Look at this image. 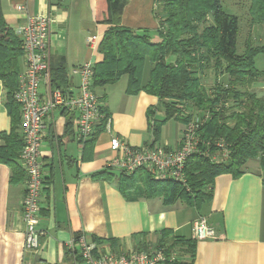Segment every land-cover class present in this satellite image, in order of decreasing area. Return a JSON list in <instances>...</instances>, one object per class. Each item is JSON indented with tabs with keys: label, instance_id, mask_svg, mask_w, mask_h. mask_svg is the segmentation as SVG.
Segmentation results:
<instances>
[{
	"label": "crops",
	"instance_id": "0c3cea01",
	"mask_svg": "<svg viewBox=\"0 0 264 264\" xmlns=\"http://www.w3.org/2000/svg\"><path fill=\"white\" fill-rule=\"evenodd\" d=\"M0 3L12 29L25 22L28 15L43 14L50 18L51 59L64 58L70 90L76 89L79 80L78 74L72 72L74 67L85 61L94 65L102 60L97 45L93 48L86 42L89 34L100 40L107 28L96 21V10L102 0H0ZM18 5L24 8L17 9ZM154 8L155 0H128L121 24L154 32L157 27ZM126 85L124 74L114 83L93 86L101 106L109 113L110 131L104 125L93 140L88 139L82 145L75 139L74 112L55 108L45 119L41 145L45 185L38 222L44 232L36 253L23 250L21 199L25 177L20 183H10V167L0 162V264H83L68 246L77 234H83L98 247H110L117 252L173 245L181 264H264V185L258 163L248 161L237 177L230 173L217 175L211 199L200 208L181 199L166 204L159 195L146 197L140 189L119 187V172L106 167L115 155L110 149V138L115 134L133 147L151 142L147 111L159 103L156 96L144 91L127 94ZM40 89L45 90L43 84ZM5 101L0 81V132H7L11 125ZM157 115L162 119L164 112L155 109ZM173 120L174 125L168 120L161 127L160 139L155 143L170 148L179 145L184 123ZM97 173L100 175L94 176ZM198 215L206 216L217 229V238L192 236L191 221ZM164 230L170 233L164 236ZM176 236L190 239L193 247L174 244Z\"/></svg>",
	"mask_w": 264,
	"mask_h": 264
},
{
	"label": "trees",
	"instance_id": "16d2710c",
	"mask_svg": "<svg viewBox=\"0 0 264 264\" xmlns=\"http://www.w3.org/2000/svg\"><path fill=\"white\" fill-rule=\"evenodd\" d=\"M249 1L250 23L264 22V0ZM127 3L128 0H102V5L98 4L96 21L107 28L97 44L102 60L93 65V86L114 83L125 74L127 94L144 91L156 96L164 117L155 118L157 106L147 111L153 141L158 139L167 120L186 123L194 111L208 112L209 117L199 129L200 137L223 138L230 153L222 162H212L194 153L185 164V183L155 180L147 170L138 169L131 174L119 173V187L140 189L146 197L159 195L166 204L181 199L200 208L211 199L217 175L230 173L237 177L251 159L258 161L264 185V97L251 90L254 82L264 76V71L254 65V56L264 52V43L253 46L247 37L242 52H238V17L224 9L222 0H155L154 32L121 24ZM22 54L20 40L6 22L0 3V81L11 120L9 130L0 132V162L10 167V183L24 179L17 163L23 145L19 106L13 99ZM208 68L215 72L212 86L202 81ZM49 78L51 88L67 89L68 73L63 57L51 59ZM100 109L103 117L89 138L92 140L109 116L106 107ZM169 233L163 231L164 236ZM180 243L193 247L190 239L176 236L174 244ZM163 245L158 247L164 248L168 255L173 245ZM170 264L181 261L177 258Z\"/></svg>",
	"mask_w": 264,
	"mask_h": 264
},
{
	"label": "built area",
	"instance_id": "2783aa9c",
	"mask_svg": "<svg viewBox=\"0 0 264 264\" xmlns=\"http://www.w3.org/2000/svg\"><path fill=\"white\" fill-rule=\"evenodd\" d=\"M24 7L18 5L17 9ZM19 38L24 58V70L18 74L13 99L19 106V130L23 145L17 156V163L24 173V190L21 199V220L24 225L23 250L36 253L41 246L43 230L39 228L40 198L45 185L41 161V145L44 136L45 119L55 108L76 114L75 139L83 144L94 133L103 117L100 97L93 87V63L85 61L72 69L79 80L76 89L51 88L49 69L51 47L49 41L50 18L43 14L28 15L25 22L13 28ZM98 36L89 34L86 42L96 47ZM43 84L45 90L40 89ZM209 117L208 112L194 111L184 123L180 143L170 148L153 140L133 147L117 135L110 138V149L115 155L106 167L119 173L131 174L138 169L147 170L155 180L172 179L185 183L184 168L187 159L194 153L207 157L212 162L225 161L230 150L223 138L203 139L199 129ZM105 129L110 131L107 118ZM191 233L195 239H215L217 229L204 215L191 221ZM79 255L83 264H168L176 261L178 251L165 254L164 248H131L121 252L110 247H98L89 242L83 234L74 235L68 244Z\"/></svg>",
	"mask_w": 264,
	"mask_h": 264
},
{
	"label": "rangeland",
	"instance_id": "374dc122",
	"mask_svg": "<svg viewBox=\"0 0 264 264\" xmlns=\"http://www.w3.org/2000/svg\"><path fill=\"white\" fill-rule=\"evenodd\" d=\"M249 2V0H222L224 9L228 13L234 14L238 17V33L236 37V47L238 52H242L244 48V41L247 37L250 38V42L253 46L264 43V22L255 24L250 23V14L248 11ZM254 65L259 70L264 71V52L258 53L254 56ZM214 80L215 72L213 68L205 69L204 74L202 75L203 83H205L207 86H212ZM251 90L255 91L259 96L264 97V76L254 82V84L251 86ZM157 109L160 111V113L163 111L161 105H157ZM158 117L159 115H157L155 118L158 120ZM168 122L172 125L175 124L173 119H169ZM177 123L179 122L177 121ZM174 136L176 135L174 134ZM159 139L160 136L158 137L157 142ZM248 161L254 163V165L258 163V161L254 159Z\"/></svg>",
	"mask_w": 264,
	"mask_h": 264
}]
</instances>
